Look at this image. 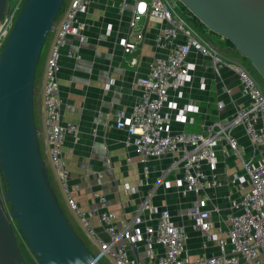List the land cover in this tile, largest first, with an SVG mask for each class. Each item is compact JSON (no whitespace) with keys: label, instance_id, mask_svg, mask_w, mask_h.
<instances>
[{"label":"built area","instance_id":"1","mask_svg":"<svg viewBox=\"0 0 264 264\" xmlns=\"http://www.w3.org/2000/svg\"><path fill=\"white\" fill-rule=\"evenodd\" d=\"M24 0L10 4L0 22V51L8 37ZM129 2L133 4L129 27H137L140 20L149 17L164 22L166 28L159 31L155 44L159 48L172 45V50L162 58L154 59L148 66V74L138 78L136 85L139 99L130 113L121 116L115 123L119 130L126 131L124 145L132 147L137 156L147 160L172 159L169 168L158 179L164 190L173 188L182 197L193 195L196 199L188 208L193 227L203 235V246L216 244V253L191 259L186 252V233L175 225L170 211L163 206H154L149 200L143 202L140 211L131 218H124L121 226L116 225V214L107 209L106 198L93 193L96 203L94 212L104 226L106 239H101L91 221L93 212L82 211L69 193V173L64 162L63 143L67 135L77 133L72 123H63L60 115L61 100L58 95V70L61 50L69 37L84 40L88 24L78 16L88 10L87 0H65L63 13L53 29L52 43L45 59L41 89V130L49 168L58 188L65 198L68 211L74 216L80 232L94 248L90 251L102 264H141L132 253V246L144 248L146 264H264V91L244 68L237 63H226L221 53L199 36L182 17V8L177 0H119L124 11ZM181 43L173 45L177 38ZM137 40L142 36L137 35ZM125 54L137 49L136 44L122 39L119 42ZM195 52L211 57L216 72L225 65L231 69L247 104L239 107L230 123L213 122L201 132H172L170 116L164 110H177L173 121L183 124L185 113L196 107L171 104L174 94L183 98V88L188 84L195 68L188 61ZM70 58L72 54H68ZM135 61H132L134 64ZM112 82L107 85L109 88ZM221 108V104L218 106ZM193 121V119H191ZM241 127L250 146L257 152V159H243V148L231 129ZM39 134V133H38ZM226 148L241 163L242 176L233 174L231 184L248 188L237 198L228 200L225 221L228 231L225 237L213 233V214L219 208L213 204L207 190L219 186L217 163L219 149ZM169 174H174L169 180ZM123 190L135 192L129 184ZM142 211V213H141ZM148 212V217L143 216Z\"/></svg>","mask_w":264,"mask_h":264},{"label":"crops","instance_id":"2","mask_svg":"<svg viewBox=\"0 0 264 264\" xmlns=\"http://www.w3.org/2000/svg\"><path fill=\"white\" fill-rule=\"evenodd\" d=\"M87 1V12L78 16L79 20L88 24L83 34L84 40L80 42L78 36L67 38L61 50L57 74L58 95L62 103L61 120L77 127L76 134L65 137L62 148L69 173L70 196L82 211L93 212L91 221L101 239H106L107 236L94 212L96 203L92 199L93 193L106 198L107 209L116 214L115 222L118 227L124 218H131L140 211L143 202L149 200L154 206L167 208L175 225L185 231L186 252L191 259L216 253L214 243L204 248L203 235L193 227L187 214L190 204L196 198L191 194L182 197L174 188L164 190L158 185V179L169 168L172 159L166 156L159 160H147L137 156L132 147L124 145L126 131L115 127L116 121L121 116L128 115L139 99L136 85L138 78L148 74V66L154 59L165 57L172 50V45L159 48L155 44L156 35L167 25L144 17L137 27L130 28L132 2L121 11L119 0ZM137 35L142 36L140 41L137 40ZM52 39L53 36L46 50ZM122 39L136 44L137 49L131 54H125L119 45ZM205 39L212 48L215 46L214 49L221 53L226 63L238 64L237 56L228 49L223 39L211 34ZM182 41L183 38L179 37L173 45ZM68 54L73 57L70 58ZM132 61L135 63L132 64ZM188 61L195 68L190 82L183 88L184 96L179 100L172 94L170 102L177 103L178 106L187 105L188 108L194 106L197 112L189 109L185 113L186 121L179 124L173 121L177 110L165 109V114L171 118L172 132H201L213 122L230 123L234 112L247 104V98L240 93L239 84L231 69L225 65L216 72L211 57L195 52L189 55ZM44 65L45 60L41 64L38 80L39 116ZM111 82L112 85L107 88ZM220 104L221 108L218 107ZM231 135L243 148V159H257L258 154L250 146L241 127L232 128ZM217 164L220 185L210 188L207 193L213 204L220 209L212 216L215 223L212 232L225 237L228 231V223L225 221L228 200L239 197L248 186L231 184V176H242L243 171L240 161L228 150L226 152V148L219 149ZM173 177L174 174H169L168 179L172 180ZM53 181L69 222L79 229L76 219L65 205V198L59 191L54 176ZM125 183L133 187L135 192H125ZM143 213L144 217H148V212ZM80 234L83 235L81 232ZM87 244L91 243L87 240ZM132 253L141 264H146L142 246L132 249Z\"/></svg>","mask_w":264,"mask_h":264},{"label":"water","instance_id":"3","mask_svg":"<svg viewBox=\"0 0 264 264\" xmlns=\"http://www.w3.org/2000/svg\"><path fill=\"white\" fill-rule=\"evenodd\" d=\"M64 1L24 0L0 51V264H28L12 221L38 264H102L57 198L34 118L37 67ZM177 1L264 84V0ZM9 4L0 0V22Z\"/></svg>","mask_w":264,"mask_h":264},{"label":"rangeland","instance_id":"4","mask_svg":"<svg viewBox=\"0 0 264 264\" xmlns=\"http://www.w3.org/2000/svg\"><path fill=\"white\" fill-rule=\"evenodd\" d=\"M16 0H10V4H13ZM179 3V2H178ZM9 4V5H10ZM64 5H65V1L60 9V12L57 16V19L55 21V25L57 26L59 19L61 18V14L63 13V9H64ZM179 7L183 8L184 10H186L181 3H179ZM186 12L189 14V16L186 13H180L181 17L187 22L189 23L190 27L202 38H207L208 34H211L213 36V33H211L210 31H208L198 20H196V18L194 20H192V15L186 10ZM194 18V17H193ZM53 36V32H51L46 40L45 43V47L42 53V56L40 58L38 67H37V71H36V76H35V86H34V118H35V124H36V128L37 131L39 133V147H40V152L43 158V161L45 163L46 169L48 171L49 174V179L50 182L52 184V186L54 187L55 193L58 197V199L60 200V204L64 210L65 207L63 206L61 199H60V195L58 193L57 187H55V183L53 181V174L51 169L49 168V164H48V158H47V154L45 152V146H44V140H43V136H42V130H41V123H40V116H39V75H40V69H41V64L43 63V60H45L46 58V54L48 52V50H46L47 44L49 43V41L51 40V37ZM218 37V36H216ZM219 45L221 44V42L218 43ZM214 46V45H213ZM215 47V46H214ZM235 55V54H234ZM238 60V65L241 66L242 68H244L255 80L259 81V79L257 78L256 74L253 72V69L251 68V66L248 64V62L246 60H243L239 57H237ZM0 184H1V174H0ZM5 208L7 209V211L10 210V205L8 203L5 204ZM66 213V212H65ZM67 214V213H66ZM12 223L14 224V227L16 228V237H17V242L20 248V251L24 257V259L26 260V262L28 264H38L37 261L35 260V258L33 257V255L30 253V251L28 250L27 246L24 243V240L22 238V236L17 232V227L15 226V222L12 221ZM73 225V224H71ZM75 231L77 232V234L80 236V238L84 241V243L86 244L87 248L94 252V248H92L89 244H87V240L85 239V237L83 235L80 234L79 229L77 226H73Z\"/></svg>","mask_w":264,"mask_h":264},{"label":"trees","instance_id":"5","mask_svg":"<svg viewBox=\"0 0 264 264\" xmlns=\"http://www.w3.org/2000/svg\"><path fill=\"white\" fill-rule=\"evenodd\" d=\"M182 10H184L183 8H182ZM184 12L189 16V14L186 12V10H184ZM195 18H193L192 17V20H194ZM224 44H226L229 48V50H231V52L233 53V54H235V52L233 51V49H232V46H231V44L228 42V41H225L224 40ZM236 55V54H235ZM258 83H259V85L261 86V88H262V90L264 91V84L259 80L258 81Z\"/></svg>","mask_w":264,"mask_h":264},{"label":"clouds","instance_id":"6","mask_svg":"<svg viewBox=\"0 0 264 264\" xmlns=\"http://www.w3.org/2000/svg\"><path fill=\"white\" fill-rule=\"evenodd\" d=\"M58 198V197H57Z\"/></svg>","mask_w":264,"mask_h":264}]
</instances>
